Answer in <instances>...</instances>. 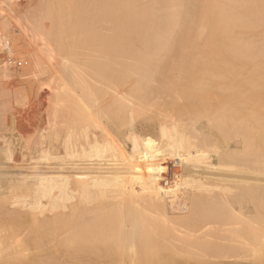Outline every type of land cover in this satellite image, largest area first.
I'll return each mask as SVG.
<instances>
[{
    "label": "bare ground",
    "instance_id": "obj_1",
    "mask_svg": "<svg viewBox=\"0 0 264 264\" xmlns=\"http://www.w3.org/2000/svg\"><path fill=\"white\" fill-rule=\"evenodd\" d=\"M66 1L65 4L63 2L62 7L68 3ZM95 1L97 2V0H94V3ZM221 1V4H219L217 3L219 0H100V3H98L106 6L101 5L99 8L97 3V7L91 6L89 8L95 7L98 11L101 10L100 13L93 15L99 20L108 16V20L104 18L103 22L98 21L104 23V25L106 24L107 27L101 26L106 31H101L100 28L99 30L98 26L94 27V24L98 25V22L97 20L92 21V16L88 13L84 17H90L92 23L86 22L89 19L84 22L82 17L80 21L86 24L82 28L80 27L82 23L80 24L78 16L76 17V20L79 21V24L77 23L78 28H81L82 31L78 29L77 33L79 32V35L84 33L78 36L79 40L77 38L75 40L72 36L77 34L72 29L73 23L72 26L69 24L68 27L69 30L72 29L71 32L73 31L74 34H70L69 30L68 33L63 30L66 37L63 40V45L68 43L67 47L71 46L68 47L69 50L65 48L69 53L65 49L67 53L64 50L61 52V54L65 52L67 55L64 53L61 58L56 56L61 60H57L60 61V64L55 62L59 64L55 68L64 67L70 75L64 70V78L58 76L60 78L51 79V76L46 82L49 85L47 87L52 89L56 87L75 89L72 98L73 108L70 111L60 109L55 124H52L56 128L59 150L71 159L58 164L54 171H58V169L65 171L69 168V171L81 170L87 172L88 175L81 177L79 175L67 176L66 182L78 186L77 189L79 190L71 189L60 196H53L42 209L36 208L39 200L34 199L31 193H29L31 197L25 199L20 194L0 189V264H27L24 263L27 260V254L37 255L38 258H40L38 254H55L56 256L57 254H92L96 258V254H113V256L114 254H121L122 257L123 254H126L125 256L133 264L139 263L140 260L137 257L139 255L144 261H150L147 264H189L187 261L193 258H188V254H227L226 256L231 254L226 257L228 258L226 264H254L253 262L259 260V257H257L256 260L254 259L255 261H252L253 258L249 257L248 254H253V256L264 254V224H259L260 226L257 228L252 226L255 197L257 199V196H261L262 200L264 199V69L258 66L261 61L263 62V59H258V65L254 63V61L257 62L256 58H252L253 60L249 58V61L252 60L253 63L249 62L247 58L245 62V60H242L245 57L241 58L242 53L240 52V60L242 61L237 59L240 55L237 53V45L240 46L238 41L244 47L245 42L243 41L248 35L246 33L245 39L239 36L240 33H243L241 29L248 26L243 22H248L246 19L251 16L256 20L255 17L257 16L254 17V14L258 15L259 11L257 13L256 9L255 12L250 9L253 15L249 13L250 17L246 18L242 9L245 10L244 7L250 6L249 3H252V1ZM215 2L217 5H215ZM260 3L258 2V4ZM32 5H35V3ZM53 5H51L52 9ZM81 5L83 6V4ZM252 6L253 4H251ZM55 7L57 9L58 5H55ZM256 7L253 6V8ZM89 8H85L84 14L87 11L90 13L92 9L89 10ZM62 9L65 10V8ZM49 10L46 9L48 12ZM63 10L60 12L62 13ZM37 11H35L36 14ZM74 11L72 12L74 13ZM57 12L58 18L56 19L54 14L55 17H52L56 19L54 21L58 24L52 22L53 20L49 21L51 28L52 25L57 28L56 26L61 23H68L75 17L74 13V17L72 16L71 19L69 16L71 20L68 19L67 21L68 15L66 14L65 21V15L59 14V8ZM259 16L252 23L255 25L258 22L257 28L262 29L260 31L264 34V20L261 14ZM212 17L215 18H213L214 24H210L211 21H209L212 20ZM31 18L32 22L33 17ZM41 18L44 20L43 16ZM49 18L51 19V17ZM38 19L40 18L37 17V22ZM51 22L57 25L55 26ZM77 24H75V29H77ZM87 25L91 28L94 27L95 32L91 28H88V30ZM30 26L28 25V28ZM40 26L41 29L44 27L43 24H39ZM62 26L63 29H68L64 25ZM32 27L34 28L33 25L31 29ZM157 27L166 28L163 31L168 33L163 36V31H161L163 28H160L159 31L155 29ZM36 28L40 30L38 26ZM59 28H57L58 34L54 35V38L60 35L63 38L62 29L59 30ZM218 28H223L224 32L226 29H230V31L233 29L232 31L238 33L235 34V37H237L236 35L241 37L240 39L238 37L237 45L232 44L235 46V50H233V46L226 47V44L232 41L229 38L231 35L227 34L228 37H225L224 32L220 33L222 37L228 39L229 42L227 43L224 42L223 38L220 39L221 36H219V39L217 38L219 43L222 44V41L226 43L225 47L230 50L229 53L226 48H223V44L221 46L222 49L227 51L228 56L233 52H235L234 55L237 54V60H232L234 58L233 54L232 57L222 56L224 59L231 58V60H224L222 57L223 60H218L221 55L216 54L215 57L213 53L218 52L212 53L210 48L211 53L206 51L203 57L202 50L204 48L200 47L203 48L200 50L202 51L201 54L195 41L186 40V38H189L188 33H191V37L192 34L200 37L203 36L205 31H210L209 29L212 31L217 29L220 32ZM154 29L157 30L156 33H160L156 35L152 32V35H156H149L152 38L145 35ZM48 30L47 34H49ZM55 30L53 29V31ZM97 30L101 32L96 33ZM239 30L241 31L238 32ZM248 30L246 29V32ZM51 31L50 29L49 32L52 33ZM89 31L91 32L88 33ZM182 31L183 33L184 31L187 32L184 35L181 34ZM33 32H36L35 29H33ZM103 32L107 33V35H104L105 38H102L103 35L100 36L101 33L105 34ZM214 32L212 33L214 34ZM93 33L97 34L96 39L94 36V39L89 37ZM262 33L257 35L260 36L261 41L257 37L255 39L254 37L250 38V34L246 41L245 50L248 51L247 46L250 44V48L256 47L259 45L257 42H261L264 46ZM38 34L34 33L37 37ZM53 34L48 35L50 39L53 37H50V35ZM205 34L206 38L212 37L211 34L208 36ZM31 35L33 34L31 33ZM84 35L86 39H84ZM232 35L231 37L235 38L234 34ZM98 36H100L99 39H97ZM59 38H55L56 43L62 41ZM81 38L84 43L89 41L91 45L93 40H97L96 43H98L103 39L102 42L105 40L104 44L100 43L107 45V47L104 46L103 49L105 50H98V44L95 45L97 47L94 49L95 46L92 48L88 46V43L84 47L80 45L83 44ZM100 38L102 39L100 40ZM69 39L75 40L77 44L80 43L79 46L76 42H74L76 45L73 42L71 44ZM154 39L157 42L159 40L166 41V44L162 42L166 46L170 42L171 46L167 48L172 47V52L170 49L168 52L173 55L176 54L174 48H177L175 46L178 42L184 44L183 46L178 44V49L179 46L182 48L186 47V44L187 46L192 44V48L188 46L186 50L195 49L196 46L197 51L195 52L194 49L192 51L195 53L199 51L200 55L198 53L195 57V55H192L194 53L189 50L191 53L189 51L183 52L186 53L185 55L193 56V58L190 56L191 59L189 60H184L187 56L185 57L183 53L181 55L184 58L183 60H176L175 58L179 57L173 56H171L173 57L170 58L171 60H167L169 55L166 46L155 45L153 47L156 43ZM39 40L38 42H40ZM77 40L80 42L78 43ZM139 40H141L142 45L143 42H146L143 46L144 50L147 42L155 41L152 45L153 49L150 45L149 49L147 47L148 50L151 48L152 52H145L140 49L142 47L141 43L140 45L137 44ZM188 41L191 43L188 44ZM217 41H215V44L218 43ZM208 42H210L209 39ZM60 44L59 46L56 45L57 48L60 47L59 52L62 49V44L61 46ZM208 44L210 45V43ZM209 45L207 46L210 47ZM72 46L77 49L75 50ZM87 46L97 50V52L86 49ZM157 46L159 52L160 47H164L161 48V50L164 49L162 50L164 52L161 51L162 55L156 51L158 50V48H155ZM213 46L214 43L211 44V47ZM260 46L262 47V45ZM47 47L52 48L51 45L50 47L47 45ZM137 47L140 48L137 49ZM80 48L83 52L85 50L89 51L90 54H86L94 59L90 60L89 56L83 53ZM98 48L101 49V46ZM214 48H217L216 51H224H221L220 46L216 47L215 45ZM218 48L220 49L218 50ZM33 49L35 50V48H32V51H34ZM52 49L50 50L52 51ZM36 50L37 52H35ZM36 50L31 51V54L29 53L31 63L28 62L29 60L15 58L13 55L9 62L5 58V64L15 69L23 68L25 70L22 74L27 72V74L34 76L36 73H40V66L43 63L41 59L44 57V55L40 57L38 49ZM263 50L262 54L264 53ZM78 51L79 54L81 53L80 57L83 54V56H86H82L83 59L80 58L81 62H79V57L76 54ZM98 51H103V53H98ZM246 52L244 55L247 54ZM8 53L12 55L14 53L13 48L12 50L9 49ZM153 53L159 54L158 57H161V59L163 55H166L164 56L166 60H160V58L156 60L157 57L154 59ZM206 53L214 55L217 60L212 58L211 55L210 59L214 60L206 59L205 56L209 58ZM259 53L257 54L259 55ZM85 59L88 61H85ZM16 60H22V64L17 65ZM262 65L264 66V64ZM53 71V73H56V70ZM64 74H68L70 77L66 78ZM41 82L40 84H42ZM86 82H91V85ZM38 86L40 85L38 84ZM43 101H45L42 102L45 105L43 106L44 111H49L51 107H54L52 99L44 98ZM30 115L33 116V114ZM8 132L10 135L11 131ZM1 171L3 170L1 169ZM258 211L262 215L260 209ZM257 215L260 218V215ZM262 216L261 219L264 220V216L263 218ZM262 222L264 223V221ZM23 254L26 256H23ZM131 254L133 257H131ZM134 254H136L135 257ZM161 254L167 256L168 254H173L172 256L177 254L178 257L180 254H187L184 258L182 255L181 258L185 260V257H187L188 259L187 261L183 259L171 260L163 258L167 256ZM232 254H235V256H232ZM119 255H117L118 259L121 257ZM194 255L191 256L195 257ZM84 256L81 255L82 258H87V256ZM262 256L260 255V257ZM57 257L59 258V256ZM81 257L75 256L72 259L74 261V258L79 259ZM122 257L120 259L122 262L119 260H117L118 263L114 262L117 264H120L119 262L122 264L123 261L127 263L126 258L124 257L123 260ZM175 257L177 258V256ZM200 257L203 259V255H200ZM210 257L211 255L208 256L209 259ZM214 257L220 258L218 255H214ZM58 258L56 261L59 260ZM108 258L111 259V257ZM108 258L107 261H110ZM199 258L198 261L202 262ZM213 258L210 259L211 262L216 260H213ZM223 258L225 259V256ZM60 260L63 261V258H60ZM89 260L91 261V258ZM86 261L84 260V262ZM90 261L87 263L91 264ZM30 262L34 263V259L28 261L29 264ZM43 262L45 263V261ZM94 262L96 261L94 260ZM191 262L193 261L191 260ZM204 262L206 261L202 263L204 264ZM259 262H264V260L260 259ZM37 263L40 264L39 261ZM193 263L195 264V262ZM206 264H208V261Z\"/></svg>",
    "mask_w": 264,
    "mask_h": 264
},
{
    "label": "rangeland",
    "instance_id": "obj_2",
    "mask_svg": "<svg viewBox=\"0 0 264 264\" xmlns=\"http://www.w3.org/2000/svg\"><path fill=\"white\" fill-rule=\"evenodd\" d=\"M3 1V2H2ZM49 2L47 3V0H0V122H2V123H0V189H3V190H7V191H9V192H15V193H17V194H20V195H22L25 199L26 198H30L31 196H30V194L29 193H31L32 194V197L34 198V199H37V200H39V202L37 203V205H36V208H40V209H42L44 206H45V204H47V202H48V200L49 199H51L53 196H60L62 193H64V192H68V190H71V189H75V190H79V189H77V188H79L78 186H73L72 185V183H67L66 182V177L67 176H69V177H73V176H78L79 175V177H81V176H83V175H88V173L87 172H84V171H81V170H78V171H74V170H72V171H69V168H67L65 171L64 170H60V169H58V171L57 170H55L54 171V168L55 167H57V165L58 164H60V163H65L67 160L69 161L70 159H71V157H68V156H66L64 153H63V151H60L59 150V147H58V143H57V138H56V128H55V126H53L52 124H55V119H56V117L58 116V114H59V112L62 110H68V111H70L72 108H73V103H72V98H73V94H74V91H75V89H73V88H69V87H66L65 89H61V88H59V87H56V88H51V87H47V86H49L48 84H47V82H46V80L49 78L50 79V77H51V79H58V78H60V77H62L63 76V71L65 70V68L64 67H62L61 65V67L63 68V70H61L62 68H60V67H58V69H56L57 67V65L59 66V62L57 61V60H61V59H59V57H56V56H60V58L61 57H63V54L66 52L65 50H69V48L68 47H70V46H68L67 47V45H69L68 43H67V45H63V40H64V38H66L65 37V31H63V30H66V32L70 29L69 27H68V25L70 24V26H72V23H73V30H74V32L75 33H77V30L79 29L78 28V24H79V21H80V18H82L83 17V21L85 22V20H87V19H89V21L87 20L86 22H91V18H92V21L94 20V21H96L97 20V22L98 21H100L101 20V22H103L104 20V18H106L107 19V17L108 16H106V17H104L103 19H97V17H94L93 15H95V13H100L101 12V10H97L95 7H97L96 5H97V3L99 2L100 3V0H97V2L95 1V3H94V0H68V1H66V2H68V3H66V5H64V7H62L63 6V2H64V4H65V1H63V0H59V2H57V0H48ZM53 1V3H51ZM226 1V0H225ZM249 1V0H248ZM250 1H252V3H249L250 4V6H246V7H244L245 8V10L244 9H242V12L245 14V16H246V18H249L250 17V15H253V12H255V9H256V11H257V13H258V11H259V13H258V15H255L254 14V17L255 16H257V17H255L256 18V20L258 19V17H260L259 16V14H261V17H262V19L264 20V18H263V16H264V14H263V12H264V7H262L263 5H264V0H262L261 1V3H260V0L258 1V0H255V1H257L256 3H255V1H253V0H250ZM54 2H56V3H54ZM75 4H74V3ZM79 2H81L80 4H79ZM92 2H93V4H92ZM102 2H104V1H102ZM221 2H223V0L221 1ZM258 2L260 3V4H258ZM263 2V3H262ZM35 3V5H32V4H34ZM42 3V4H41ZM73 3V4H72ZM90 3V4H89ZM98 3V4H99ZM217 3H219V4H221L220 3V0H219V2H217ZM217 3L215 2V5H217ZM255 3V4H254ZM15 4V5H14ZM39 4V5H38ZM44 4V5H43ZM53 4H55V5H58V8H59V12L61 11V10H63L62 8H65V10H63L62 11V13L60 12L59 14L61 15H65L64 17H65V21H66V18H67V15H68V18H67V21H68V19H69V16H70V18L73 16L74 17V13H75V17L72 19V21H69L68 23L66 22L65 23V21L64 20H62V22L64 21V23L67 25H65V24H59V25H57L58 23L57 22H55L56 21V19L58 18V8L56 9V7H55V5H53ZM60 4H62V5H60ZM81 4H83V6L81 5ZM251 4H253V6L254 7H258L259 8V10H257L258 8L256 7V8H253V6L251 7ZM258 4V5H257ZM262 4V5H261ZM5 5V6H4ZM13 5V6H12ZM38 5V6H37ZM41 5V6H40ZM42 5H43V7H42ZM48 5H50L49 7H48ZM51 5H53V9H52V6ZM68 5V6H67ZM69 5H71V6H69ZM75 5V6H74ZM88 5V6H87ZM101 5H103L102 3H101ZM101 5L99 4L98 5V7L100 6L101 7ZM35 6V7H34ZM46 6V7H45ZM59 6H61V7H59ZM66 6H67V8H66ZM81 6V7H80ZM91 6H95V7H93V8H89V7H91ZM103 6H106V5H103ZM262 8H261V7ZM39 7V8H38ZM54 7H55V9H54ZM69 7V8H68ZM71 7H73V8H71ZM83 7V8H82ZM99 7V8H100ZM248 7H250V8H248ZM5 8H8V9H5ZM28 8H29V11H28ZM33 8V9H32ZM41 8V9H40ZM77 8V9H76ZM85 8H89V10L90 9H92L93 11H95V12H93L92 10H90V13H92V14H90L89 13V11H87L85 14H84V12L86 11V9ZM247 8H248V10H247ZM260 8H261V10H260ZM31 9V10H30ZM46 9L47 10H49V9H52V10H49V12L48 11H46ZM61 9V10H60ZM67 9H69V10H67ZM84 10V11H82V10ZM106 9V8H105ZM253 11H251V10ZM13 10V11H12ZM36 10H38L37 11V14H36ZM44 10V11H43ZM71 10V11H70ZM74 10H76V11H74ZM80 10H81V12H83L82 13V15H81V12H80ZM102 10H104V9H102ZM247 10V13L245 12ZM28 11V12H27ZM43 11V12H42ZM72 11H74V13L72 12ZM97 11V12H96ZM105 11V10H104ZM249 11V12H248ZM251 11V12H250ZM2 12H4V13H2ZM41 12V13H40ZM48 12V13H47ZM53 12V13H52ZM64 12H66L65 14H64ZM70 12V13H69ZM9 13V14H8ZM26 13V14H25ZM29 13H31V14H29ZM57 13V14H56ZM73 13V14H72ZM89 14V15H91L92 17L90 18V17H84L86 14ZM249 13H250V15H249ZM252 13V14H251ZM40 14H42V15H40ZM47 14V15H46ZM48 14H50V16H48ZM56 16V19L54 18L53 19V17H55L54 15ZM67 14V15H66ZM87 14V15H88ZM103 14H106V13H103ZM249 15V16H247V15ZM262 14H263V16H262ZM27 15V16H26ZM34 15V16H33ZM35 15H36V17H35ZM40 15V16H39ZM46 15V17L48 16V20L46 19V17H44ZM80 15V16H79ZM86 15V16H87ZM100 15V14H99ZM30 16V17H29ZM41 16H43V18H44V20L41 18ZM53 16V17H52ZM78 16V19H79V21H77L76 19V17ZM98 16V15H97ZM102 16V15H101ZM31 17H33V21L31 22V20H32V18ZM37 17L38 18H40L41 19V21H40V19H38L39 21L37 22ZM49 17H51V19L49 18ZM24 18V19H23ZM30 18V19H29ZM85 18V19H84ZM93 18H95V19H93ZM99 18H102V17H99ZM214 17H212V20H209V21H211L210 22V24H214L213 22H214V19H213ZM250 18H252V20L254 19L253 18V16H251ZM250 18L249 19H246V21H248V22H243V24L245 23V24H248V26H246L245 27V29H241V30H239L238 32H243V33H240L239 34V36H242L243 38L244 37H246L245 35H247V38H248V36L251 38H253L254 37V35L257 33V35H260V33H262L260 30H262V29H258L257 27H258V22H257V24L255 23V25H253L254 23H252V22H255L256 20L254 19L253 21L252 20H250ZM5 19V20H4ZM46 19V20H45ZM50 19V20H49ZM71 19H69V20H71ZM74 19H75V21H74ZM15 20V21H14ZM24 20V21H23ZM35 20V21H34ZM53 20V21H52ZM55 20V21H54ZM103 20V21H102ZM108 20V19H107ZM8 21V22H7ZM29 21V22H28ZM49 21H52V22H54V23H57L56 25L54 24V23H52V24H54L57 28H61V26L62 25H64L65 27H67L68 29H63V26H62V31L61 32H63V38H62V36L60 35L59 37L57 36H55V38L56 39H61L62 41H58V42H60L61 44H62V46H66V47H62L61 46V44L60 43H56V39L54 38V35H57L58 33H57V31H58V29L57 28H55L53 25H52V28L55 30V31H53V29L51 28V25H49L50 24V22ZM83 21H80V24L82 23V25L80 26L81 28H82V26L85 24H83ZM106 21V20H105ZM250 21V22H249ZM18 22V23H17ZM28 22V23H27ZM31 22V23H30ZM38 23V24H36V23ZM41 22V23H40ZM43 22V23H42ZM49 22V23H48ZM74 22H75V24H77L76 26H77V29H75L76 27H75V24H74ZM96 22V23H97ZM101 22H98V25L97 24H94V22H93V24L95 25L94 27H96V26H98L97 28L99 29H101V31H106L104 28H102L101 26H106V24L104 25V23L102 24ZM2 23H4V24H2ZM6 23V24H5ZM17 23V24H16ZM92 23V22H91ZM101 25H100V24ZM250 23H252L251 24V27H249V25H250ZM35 24V25H34ZM39 24L40 25H44V29L42 28L41 29V26L39 27ZM88 24V23H87ZM92 24V25H93ZM6 25V27H4ZM17 25V26H16ZM28 25H33L34 26V28L32 27V29H31V26L28 28ZM86 25V24H85ZM84 25V26H85ZM253 25V26H252ZM257 25V26H256ZM19 26V27H18ZM38 26V28L40 29V30H38L36 27ZM59 26V27H58ZM88 27H87V29L88 28H91V27H89V25H87ZM212 26V25H211ZM24 27V28H23ZM26 27V28H25ZM47 27V28H46ZM48 27H49V30L51 29L52 31V33H50L49 32V30H48ZM64 27V28H65ZM75 27V28H74ZM94 27L93 28H91V29H94ZM107 27V26H106ZM254 27V28H253ZM60 28H59V30H60ZM80 28V29H81ZM160 28H163V27H157V28H155V29H157V30H159ZM248 28H249V30H248ZM250 28H252V29H250ZM257 28V29H256ZM7 29V30H6ZM33 29H35V31L36 32H33ZM71 29V30H72ZM79 29V30H80ZM86 28H85V31L87 30ZM99 29V30H100ZM154 29V30H155ZM219 30H220V32H218V30L217 29H213V31H215L214 32V34L212 33L213 31L211 30V29H209L210 31H205L204 33H203V39H202V37L200 36V37H197L196 35H193L192 34V37H191V33H188V35H189V38H186V40H193V41H191V42H196V46H197V48H198V50L200 51L201 49H203L202 51H203V54H202V51H200L201 52V54H202V56L203 55H205L204 54V52H208L209 51V53H211V51H210V49H212V53L213 52H218V53H213L214 55H215V57L218 55V54H220L221 56H219V58L220 59H218V60H223L224 58V56L226 55L227 57H230L232 54L234 55V53L235 52H233V50H235V46L234 45H232V44H236L237 45V39H238V35H236L237 37H235V34H238V33H236L235 31H230V29H226V30H229V31H226L225 30V32H224V29L223 28H218ZM246 29L248 30L247 32H246ZM24 32H23V31ZM43 32H42V31ZM47 30H48V33L49 34H53V32H54V34L53 35H50V37H52L51 39H53L54 40V42H53V40L51 41V39L49 38V34H47ZM71 30H69V32H70V34L71 33H73L74 34V32L72 31L71 32ZM78 30V31H79ZM83 30V29H82ZM89 30V29H88ZM95 30L96 29H94V32H95ZM150 30L151 31V33H150V31H149V33L147 32V34H145L146 36H148V37H151L152 38V36L153 35H155V34H153L152 35V32L153 33H156L157 32V30ZM163 30H166V28H163V29H161V31H163ZM170 30V29H169ZM172 30V29H171ZM217 30V31H216ZM8 33H6V32ZM13 31V32H12ZM41 31V32H40ZM81 31V30H80ZM98 31V30H97ZM96 31V33H100L101 31H98L97 32ZM160 31V30H159ZM168 31V30H167ZM257 31V32H256ZM40 32V33H39ZM82 32V31H81ZM91 31H89L88 33H90ZM93 32V31H92ZM107 32H108V30H107ZM165 32V33H164ZM187 31H184V33H183V31L181 32V34H184L185 35V33H186ZM207 32V33H206ZM223 33V35H226L225 37H228L227 36V34L228 35H231V36H233L232 34H234V37L235 38H232L231 36L229 37L230 38V43H227V42H229L228 41V39L226 40L225 39V37H222V33ZM231 32H232V34H231ZM234 32V33H233ZM245 32V33H244ZM249 32V33H248ZM255 32V33H254ZM24 33V34H23ZM31 33L33 34V35H31ZM34 33L35 34H38V37H37V35L35 36L34 35ZM68 33V32H67ZM66 33V34H67ZM86 33V32H85ZM96 33H93V35L92 36H89V37H91L92 39H94L96 36H97V34ZM103 33H105V34H102L101 33V35L100 36H102V38H105L104 37V35H107V33L106 32H103ZM140 33H143V32H140ZM146 33V32H145ZM160 33V32H159ZM159 33H156V35L157 34H159ZM164 33V34H163ZM168 32H166V31H163L162 32V35L163 36H165L166 34H167ZM207 34V36L208 35H212V37L211 36H209V37H207L206 38V36H204V34ZM221 33V34H220ZM247 33V34H246ZM17 34V35H16ZM41 34V35H40ZM81 34L82 33H80V35H79V32L75 35H72V36H74L73 38H75V40H76V38L78 39V36H81ZM84 34V33H83ZM82 34V35H83ZM87 34V33H86ZM85 34V35H86ZM94 34H96V35H94ZM205 34V35H206ZM217 34H220V35H217ZM244 36H243V35ZM47 35V36H46ZM69 35V34H68ZM67 35V36H68ZM84 35V36H85ZM139 35H141V34H139ZM149 35H152V36H149ZM155 35V36H156ZM161 35V34H160ZM160 35H158V36H160ZM188 35H186V36H188ZM213 35H217L216 37L215 36H213ZM255 36L254 37V39L257 37V39L259 40V41H261L259 38H260V36L258 37V36ZM26 36V37H25ZM41 36V38H39ZM43 36V37H42ZM75 36H77V37H75ZM88 36H87V38H88ZM93 36H94V38H93ZM100 36H98V38L97 39H99V37ZM142 36H144V34H142ZM219 36H221V38L220 39H222L223 38V40H224V42L226 41V43H224L222 40V44L221 43H219ZM262 36H264V34L262 33ZM261 36V37H262ZM12 37V38H11ZM30 37H31V40H30ZM34 37H36V38H33ZM48 37V38H47ZM71 37V36H70ZM69 37V38H70ZM29 39V41H28V39ZM43 38V39H42ZM68 38V37H67ZM83 38V37H82ZM82 38H81V41L83 42V44L81 43H79L80 41H78V43L80 44V45H82V46H84L85 47V44L86 43H88L89 45L88 46H90V47H92V48H94V46L95 45H99V46H101V49L100 48H98L97 46H95V48L94 49H96V47H97V49L98 50H102L103 48H105V47H107V45L105 46V45H103L104 44V42H105V40L102 42V38H100V40L101 41H98V43H96L97 42V40H93L92 41V43L94 44V42H95V44L92 46L90 43H89V41L88 42H86V43H84V41L82 40ZM157 38V37H156ZM197 40H200V41H197ZM199 38H201V39H199ZM205 38H206V40H205ZM218 38V39H217ZM241 37H239V39H240ZM247 38L245 39V41H243L244 39H241L243 42H245L246 43V41H247ZM25 39V40H24ZM35 39H37L36 41H35ZM40 39V40H39ZM41 39L42 40H44L43 42L41 41ZM50 39V40H49ZM84 39H86V36H85V38ZM92 39H90V40H92ZM96 39V38H95ZM208 39L210 40V42H208ZM214 39V41H212V40ZM235 39H236V41H235ZM2 40V41H1ZM38 40L40 41V42H38ZM70 40H71V42H70ZM73 39H69V42L71 43V44H73L74 42H76L75 40L74 41H72ZM88 40V39H87ZM86 40V41H87ZM155 40V39H154ZM218 40V41H217ZM25 41H26V43H25ZM36 43H35V42ZM156 41V43H154ZM155 41H150V43L149 42H147V46L145 45V50H144V48H143V46H144V44L146 43V42H143V45H142V42H141V40H139V42L137 41V44L139 43V45H140V43H141V48L140 49H143L145 52L146 51H148V52H152V50H151V48H152V45H153V43H154V45H153V47L155 46V45H158V46H160V45H162V46H164L166 43V41H162V40H159L158 42H157V40H155ZM206 41V42H205ZM215 41H217L218 43L217 44H215L216 42ZM220 41V42H221ZM44 42H46V43H44ZM47 42H48V44H47ZM50 42H52V43H50ZM73 42V43H72ZM103 43V44H101V43ZM165 43V44H163V43ZM190 42V43H191ZM232 42H234V43H232ZM7 43V44H6ZM40 43H42V44H40ZM43 43H44V46H43ZM53 43H54V45H53ZM65 43V42H64ZM101 45H100V44ZM149 43V44H148ZM158 43H160V44H158ZM162 43V44H161ZM189 43V41H188V44H190ZM198 43V44H197ZM205 43H207V44H205ZM208 43H210V45L208 44ZM212 43H214V46L216 45V47H219L220 46V48L222 49V46H223V48L225 49L226 47L227 48H229L230 46L233 48V50H232V52L233 53H231L230 54V56H228L229 54H227V51H228V53H229V51L230 50H227V48H226V50H224V49H222L221 51H223V52H220V51H216V49L217 48H214V46L213 47H211V44ZM238 43L240 44V46L239 45H237L236 47L238 48V50H237V53H242V57H241V54L239 55V57L237 58V54L236 55H234L233 57V59L232 60H237L238 59V61L241 59V58H244V59H242V60H245V62H246V58H247V60L249 61V58H256L255 60L257 61V62H255L254 61V63L255 64H257L259 61H258V59L259 60H262L263 59V62L261 61V64L259 63V65L258 66H260L261 68H263L264 69V66L262 65V64H264V53L262 54V50H263V48H264V46H263V44L261 43V42H257V43H259V45H254V46H256V47H249V46H251V44L250 45H248L247 47L249 48V49H251V50H249L248 49V51L247 50H245L246 49V45H247V43L245 44H243V45H245L244 47H242L241 45V43L238 41ZM11 44V45H10ZM30 44V45H29ZM34 44V45H33ZM58 44V46H59V44H60V46H61V51L59 52L58 50H60V47H58L57 48V45ZM75 44V43H74ZM76 44H77V42H76ZM75 44V45H76ZM79 44H77L78 46H79ZM167 44H169L168 46H171L170 45V42H168ZM171 44H172V42H171ZM177 45L179 44V45H181L182 43L180 42H178V43H176ZM220 44V45H219ZM225 44L227 45L226 47H225ZM3 45V46H2ZM7 45V46H6ZM33 45V46H32ZM47 45L50 47V45H51V47L53 48H48L47 47ZM87 45V44H86ZM138 45V46H139ZM151 46V48H150V50H148L149 49V47ZM175 46V44L173 45V47L175 46V47H177V48H174V51L176 52V54H172V53H170V52H168V50L170 49L171 50V52H172V47L170 48H167L168 46H166V51L168 52V57H169V59H167V60H171L170 58H173V57H179V58H175L176 60H183L184 58H182L181 57V55H183L184 54V56L186 57L184 60H186V59H191V57L193 58V56L195 55V57H196V54H198L199 53V51L197 52V53H195L197 50V48H196V46H195V52H193L191 49H189V50H191V52H193L194 54H192V55H185L186 53H183V52H188L186 49H188V46H190L191 48H192V44H190V45H188L187 46V44H186V47H182L184 44H182V48H180V46H179V49H178V46ZM194 45H195V43L193 44V47H194ZM198 45H200L199 47H198ZM204 45V46H203ZM207 45H209L210 47H208ZM218 45V46H217ZM222 45V46H221ZM260 45H262V47L260 46ZM10 46V47H9ZM29 46V47H28ZM32 46V47H31ZM88 46H87V48L86 49H92V48H88ZM105 46V47H104ZM158 46L157 47H155V48H158ZM160 47V52H159V48H158V50H156L157 52H159L160 53V55H162V52H164V51H162V50H164V49H162L161 50V48H164V47ZM203 47V48H200V47ZM229 46V47H228ZM7 47V48H6ZM44 47H46V48H44ZM73 47V46H72ZM71 47V48H72ZM81 47V46H80ZM147 47H148V49H147ZM189 47V48H190ZM208 49H207V48ZM259 47H260V49H262V50H260L259 49ZM12 48H13V52L14 53H12V55H10L11 54V52H10V54L8 53V51H9V49H11L12 50ZM32 48H35V50L36 49H38V53H39V55H40V57H42V55H44V57H42V61L41 62H43L42 64H41V66H40V73H36V75H34V76H31V75H29V74H27V72H26V74L29 76H27L26 74H22L24 71L23 70H25V69H23V68H21V69H15V68H12L11 66H9L8 67V65L7 64H5L6 62H5V58H6V56L7 55H9V56H13V57H15V58H24V59H26V60H29L28 62L29 63H31L30 61H31V59H30V54H31V51H32ZM55 48H57V49H55ZM65 48H67V49H65ZM75 50L77 49L75 46L73 47ZM72 48V49H73ZM79 48V47H78ZM83 48V47H82ZM82 48H80V50L83 52V50H84V48H83V50H82ZM138 47H137V49H139ZM210 48V49H209ZM213 48H214V50H213ZM220 48H218V50L220 49ZM232 48H230V49H232ZM241 48H243V49H241ZM28 49H30V50H28ZM39 49H41L42 51H44V52H42L41 50H39ZM45 49V50H44ZM48 49V50H47ZM50 49H52V51L50 50ZM65 49V50H64ZM94 49H92V50H94ZM147 49V50H146ZM153 49V48H152ZM179 51H178V50ZM181 49V50H180ZM207 49V50H206ZM240 49H241V51H240ZM26 50V51H25ZM34 50V49H33ZM34 50V51H35ZM62 50H64L65 52L63 53V54H61V52H63ZM67 50V51H68ZM91 50V51H92ZM103 50H105V49H103ZM142 50V51H143ZM244 52H243V51ZM19 51V52H18ZM34 51H32V52H34ZM41 51V52H40ZM57 51V53H55ZM94 51H96L97 52V50H94ZM162 51V52H161ZM165 51V52H166ZM174 51H173V53H174ZM178 51V52H177ZM247 51V52H246ZM249 51H250V53H249ZM252 51V52H251ZM259 51H261V53H259ZM35 52H37V50L35 51ZM48 53V55H50L49 57H48V55L46 56V54ZM52 53V52H54V53H52V54H50V53ZM77 52V51H76ZM100 51H98V53H99ZM140 52H141V50H140ZM154 52H155V49H154ZM167 52H166V54H167ZM190 52V51H189ZM190 52V53H191ZM247 53L246 55H244V53ZM263 52H264V50H263ZM18 53V54H17ZM24 53H26V54H24ZM30 53V54H29ZM41 53V54H40ZM67 53V52H66ZM65 53V55H67ZM68 53H69V51H68ZM83 53H89V51L87 52L86 50L83 52ZM92 53H95V52H92ZM91 53V54H92ZM100 53H103V51H101ZM170 53V54H169ZM183 53V54H182ZM189 53V54H190ZM221 53H224L223 55L221 54ZM257 53H259V55L257 54ZM58 54V55H57ZM77 55H78V59H79V62H81L80 60L81 59H83V58H81L83 55H81V57H80V54H79V51H78V53H76ZM90 54V53H89ZM172 54V55H171ZM207 54V53H206ZM217 54V55H216ZM255 54H257V55H255ZM23 55V56H22ZM51 55H52V57H51ZM62 55V56H61ZM64 55V56H65ZM87 56H89V58H90V60L93 58V57H90V55H88V54H86ZM153 55L155 56V58H154V56H153V58L154 59H156V57H157V59L156 60H158L159 58H160V60H166V59H164V56H166V55H163L162 56V59H161V57H158V56H160L159 54H155V53H153ZM176 55V56H175ZM178 55V56H177ZM180 55V56H179ZM199 55H200V53H199ZM211 55V54H210ZM210 55L209 54H207V56H209V58H207L206 56H205V58L206 59H210ZM214 55H211V56H213L212 58H214ZM92 56H93V54H92ZM95 56V55H94ZM171 56H173V57H171ZM188 56H189V58H188ZM191 56V57H190ZM223 56V57H222ZM236 56V57H235ZM250 56V57H249ZM252 56V57H251ZM27 57H29V58H27ZM83 57H86V56H83ZM204 57V56H203ZM221 57L223 58V59H221ZM232 57V56H231ZM241 57V58H240ZM47 58V59H46ZM51 58V59H50ZM81 58V59H80ZM210 59V60H214V59H216V58H214V59ZM218 58V57H217ZM226 58V57H225ZM237 58V59H236ZM55 59V60H54ZM88 59V58H87ZM94 59V58H93ZM92 59V60H93ZM226 59H228V58H226ZM226 59H224V60H226ZM230 60H231V58H229ZM228 59V60H229ZM250 59V60H251ZM252 59V60H253ZM4 60V61H3ZM49 60H50V62H49ZM89 60V59H88ZM88 60H86L85 59V61H88ZM173 60V59H172ZM217 60V59H216ZM227 60V61H228ZM242 60H240V61H242ZM251 60V61H252ZM54 61V62H53ZM247 61V62H248ZM251 61H249V62H251ZM1 62H4V63H2L1 64ZM55 62H57V63H59V64H57V63H55ZM51 63H53V64H51ZM251 63H253V62H251ZM4 64V65H3ZM31 65V64H30ZM44 65V66H43ZM46 65V66H45ZM3 66V67H2ZM7 67V68H6ZM56 67V68H55ZM10 68V69H9ZM12 68V69H11ZM48 68V69H47ZM60 69V70H59ZM52 70V71H51ZM53 70H56L55 72L56 73H53L54 71ZM62 71V72H61ZM59 72V73H58ZM65 72L66 73H68V71L67 70H65ZM62 73V75H60ZM19 74H20V76H19ZM50 74V75H49ZM52 74V75H51ZM69 74V73H68ZM65 75V77L66 78H69L70 76V74L69 75ZM14 75V76H13ZM23 75V76H22ZM26 75V76H25ZM13 76V77H12ZM36 76H38V77H36ZM39 76H40V78H39ZM48 76V77H47ZM57 76V77H56ZM58 76H60V77H58ZM23 77V78H22ZM28 77V78H27ZM62 78H64V76L62 77ZM61 78V79H62ZM20 79V80H19ZM34 79V80H33ZM36 79V80H35ZM26 80V81H25ZM44 80H45V82H44ZM15 81V82H14ZM33 81V82H32ZM42 83V84H40V82ZM88 85H91V82H86ZM29 84V85H28ZM33 84V85H32ZM37 84V85H36ZM38 84L40 85V86H38ZM46 85V86H45ZM37 86V87H36ZM43 86H45V87H43ZM42 89H41V88ZM39 88V89H38ZM44 98H47V99H52L53 101H54V107H51V110H49V111H44V108H43V106H45V105H43L42 104V102L44 103L45 101H43L44 100ZM15 102H17V103H15ZM42 108H43V110H42ZM61 109V110H60ZM30 114H33V116H31ZM5 117V119H4V117ZM10 121V122H9ZM45 122V123H44ZM2 124H3V126H2ZM8 131H11L10 132V135H9V132ZM9 135V136H8ZM71 162V161H70ZM1 169L3 170V171H1ZM6 169H12V170H6ZM71 169V168H70ZM50 170H53L52 172L50 171ZM60 176H62L63 178H61ZM259 198V199H258ZM258 200V201H257ZM259 200H261L260 201V203H259ZM264 200V199H263ZM263 200H262V197L261 196H257V199H256V197H255V204H257V205H255L254 204V208H253V211H255L254 212V216H253V221H252V226H255L256 228L257 227H259L260 225L259 224H264L262 221H264V220H262L261 219V216L263 215L264 216V214H263V212H264V203H263ZM262 202V203H261ZM260 205H262V206H260ZM259 207V209H260V211H261V213H262V215L260 214V212L258 211L259 209H258V207ZM257 207V208H256ZM254 209H257V210H254ZM256 211H257V213H256ZM256 214V215H255ZM257 214H259L260 216V218H258V215ZM255 216H256V218H255ZM263 216H262V218H263ZM258 219H261V220H258ZM264 219V218H263ZM256 221H258V222H256ZM255 227H253V228H255ZM22 255V254H21ZM25 254H23V256H24ZM28 256H26V258H27V260H28V258L31 256V257H33V258H31L30 257V259L29 260H33L34 259V263L36 262V264H38L37 262L39 261V263L40 264H51V263H55V264H66V262H68L67 264H69V262H70V264H89V263H87V262H89L90 260H89V258H91V261H90V263L92 262L93 264H104V262H105V264H112V262H113V264H117L118 263V261L117 260H119V261H121L122 262V260H120L121 259V257H122V255H121V257L118 259V256L117 255H119V254H114V256H113V254H104V255H100V254H96L97 255V258L99 259H97L96 258V256L95 255H88V254H84L85 256H87V258H82L84 255L83 254H75V255H68V254H57V256H59V258L54 254H38L39 255V257L40 258H38V256L37 255H34V254H27ZM30 255V256H29ZM33 255V256H32ZM53 255V256H52ZM61 255V256H60ZM62 255H63V257H62ZM67 255V256H66ZM81 255H82V257H81ZM109 255V256H108ZM115 255H116V257H117V259H116V257H115ZM119 255V256H120ZM124 256L122 257V259L124 260L125 258V261L127 262V263H124V261H123V263L124 264H129V263H131L130 261H129V259H128V257L127 256H125L126 254H123ZM130 255V254H129ZM161 255H165V254H161ZM173 254H168V256L167 255H165V256H167V257H163V258H167V259H171V260H173V259H183L184 258V256L185 255H187V254H180L179 255V257H178V255L177 254H174L175 256H177V258L175 257V256H172ZM183 255V258H181V256ZM191 255H194V254H188V258H195L194 260L193 259H189L190 261H187V257H185V260L184 261H187L189 264H194L193 262H195V264L197 263V264H203L202 262L203 261H208V264H226V260L228 259V258H226V257H229V255H231V254H228V256H226L227 254H208V255H206V254H195L194 256L195 257H193V256H191ZM196 255H199V256H196ZM200 255L202 256L203 255V259H202V257H200ZM211 255V257H210V259L211 258H213L214 257V255H218L220 258H222V259H224L223 257L225 256V259L224 260H222L221 259V261H219V259L220 258H216V257H214L213 258V260L214 259H216V260H214V262L212 261L211 262V260L208 258V256H210ZM213 255V256H212ZM221 255H223V257H221ZM238 256L239 255H241V254H237ZM236 255V256H237ZM244 255V254H243ZM255 255H256V257H255ZM254 256H253V254H248V256L249 257H251V258H253L252 259V261L255 259H257V257H259L258 259L260 260H264V259H262L263 257H264V254H260V255H263L262 257H260V255H258V254H255ZM36 256V257H35ZM65 256V257H64ZM75 256H79V257H81V258H74V261H76V262H74L73 261V259H72V257H75ZM84 256V257H85ZM89 256V257H88ZM99 256V257H98ZM112 256H113V260H112ZM136 256V254H134V257ZM169 256H170V258H169ZM207 256V257H206ZM232 256H235V254H232ZM242 256V255H241ZM46 257V258H45ZM47 257H50V258H47ZM55 257H56V259H55ZM108 257H111V259L110 258H108ZM125 257V258H124ZM131 257H133V255L131 254ZM139 259L138 260H140V261H138L139 263L138 264H147V263H149L148 262V260H143V259H141L140 258V255L139 256H137ZM197 257V258H196ZM200 257V258H199ZM205 257V258H204ZM41 258H43L42 260L43 261H45V263L41 260ZM45 258V259H44ZM52 258V259H51ZM57 258L59 259L58 261H56L57 260ZM60 258L62 259L63 258V261H61L60 260ZM66 258V260H64ZM70 258V259H69ZM107 258L108 259H110V261L108 262L107 261ZM115 258V259H114ZM198 258H199V260L201 259L202 260V262L201 261H198ZM208 260H207V259ZM35 259H37L36 261H35ZM39 259V260H38ZM50 259V260H49ZM81 259V260H80ZM82 259H84V260H87L86 262H84V260H82ZM105 259V260H104ZM26 260V262H24V263H27V264H29L28 263V261ZM49 260V261H48ZM69 260H71V261H69ZM79 260H80V262H79ZM94 260L97 262H94ZM103 260H104V262H103ZM191 260L193 261V262H191ZM254 260V261H255ZM259 260L257 261L256 260V262H253L254 264L256 263V264H262V263H264V262H259ZM46 261H48V262H46ZM52 261V262H51ZM54 261V262H53ZM66 261V262H65ZM73 261V262H72ZM81 261H82V263H81ZM102 262V263H98V262ZM117 262V263H115V262ZM209 261H210V263H209ZM60 262V263H59ZM121 262H119L120 264H121ZM141 262V263H140ZM206 262H204V264H206ZM258 262V263H257ZM33 262H30V264H32ZM33 263V264H34ZM91 263V264H92ZM122 263V264H123ZM131 264H133V263H131Z\"/></svg>",
    "mask_w": 264,
    "mask_h": 264
},
{
    "label": "built area",
    "instance_id": "obj_3",
    "mask_svg": "<svg viewBox=\"0 0 264 264\" xmlns=\"http://www.w3.org/2000/svg\"><path fill=\"white\" fill-rule=\"evenodd\" d=\"M10 58H11V56L10 57L9 56H6V60H8V62H9ZM15 63L17 65H21L22 64V60H16Z\"/></svg>",
    "mask_w": 264,
    "mask_h": 264
}]
</instances>
